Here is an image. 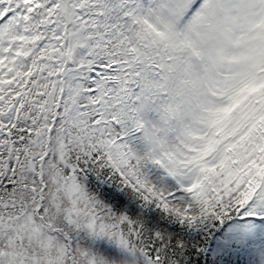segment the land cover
Instances as JSON below:
<instances>
[{"label":"snow or ice","instance_id":"obj_1","mask_svg":"<svg viewBox=\"0 0 264 264\" xmlns=\"http://www.w3.org/2000/svg\"><path fill=\"white\" fill-rule=\"evenodd\" d=\"M0 264H264V0H0Z\"/></svg>","mask_w":264,"mask_h":264}]
</instances>
